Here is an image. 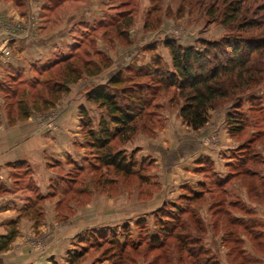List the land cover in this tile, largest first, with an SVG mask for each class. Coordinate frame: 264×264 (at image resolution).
<instances>
[{"label": "rangeland", "instance_id": "374dc122", "mask_svg": "<svg viewBox=\"0 0 264 264\" xmlns=\"http://www.w3.org/2000/svg\"><path fill=\"white\" fill-rule=\"evenodd\" d=\"M222 1L217 0L218 4ZM56 2L48 0L44 4L52 7ZM212 2L109 0V5L103 10L106 20L117 13L129 14L117 20L118 36L117 25L98 28L99 35L104 31L106 46L119 51L114 68L112 59L105 55V64L108 65L105 69L117 72L130 65L142 67L156 55L160 57L161 64L170 67L171 58L164 47L165 40L200 50L202 41L215 42L227 36L228 32L223 27L217 22H209L205 16L206 7ZM128 18L131 25L127 28L125 21ZM76 31V43L82 42L83 50L94 49L93 44L90 45L94 40L93 32L87 37L81 32V27ZM238 34L234 32L232 35ZM261 34L262 31L256 30L241 36L252 38ZM9 50L11 52L10 46ZM162 50L168 53L166 60ZM63 53L68 54L69 49ZM59 70H52L41 80H61ZM10 74H0V99L7 97L3 105L5 112L15 113L12 104L15 101L14 90L17 95L21 90L25 91L29 106L33 100L49 98L48 82L35 90L29 88L37 76L34 71L15 76L14 80L24 82L20 87L13 83ZM90 105L91 108L81 107L91 121V130L97 131L99 122L102 119L108 121V118L103 109ZM181 105L175 89L161 91L134 124L135 133L128 140L125 137L111 142V153L119 152L127 161L133 160L134 169L128 176L101 166L95 151L86 148V130L82 132L79 114L81 107L77 109L80 157L75 160L51 159V165L47 164L49 168L56 169V177L47 191L49 193L50 187L52 190L56 186L53 191L57 192L56 197L60 201L59 220L69 223L70 228L83 226L76 234L70 232L72 242L63 264H68L69 258L80 253L84 256L76 264H264V79L252 94L227 102L208 113L209 124L222 123L227 134L226 117L233 113L235 106L240 107L244 116V130L233 138L228 135L229 150L222 158L226 160L223 165L225 179L215 172L210 160L202 159L193 171L202 180L178 187L182 168L171 167L177 166L184 149L189 147L186 143L177 142L171 147L178 148L170 153L153 146L154 141L166 137L163 130L171 125L175 127L177 121H180L183 131L198 137V131H192L179 118ZM52 108L56 109V106L49 109ZM49 109H43V105L38 103L34 112L43 114ZM41 118L44 127L53 129L52 119L45 115ZM109 127L112 128L111 125ZM212 135L213 132L210 137L197 138L202 148L213 149L216 146L217 136ZM29 172L21 169L15 177L22 181L23 187L33 190L28 182ZM34 191L30 194L33 199L47 195ZM194 193L199 194L192 200ZM165 230L168 231L167 236H164Z\"/></svg>", "mask_w": 264, "mask_h": 264}, {"label": "crops", "instance_id": "0c3cea01", "mask_svg": "<svg viewBox=\"0 0 264 264\" xmlns=\"http://www.w3.org/2000/svg\"><path fill=\"white\" fill-rule=\"evenodd\" d=\"M46 1L0 0V44L8 35L15 36L9 42V58L0 57V74L3 76L32 72L35 67H40L56 54L76 44V29L81 27L80 23L97 24L103 18L104 8L109 5V0H68L58 7L45 8ZM93 36L94 50L108 55L113 68L116 67L118 49L112 50L106 46L104 31L99 35L98 29H95ZM162 51L166 60L168 53ZM114 73L116 70L109 68L94 76L82 75L77 82L69 85L70 92L61 96L55 104L56 109H49L43 114L31 110L26 119H15L11 124L3 108L4 101L0 99V237L7 235L11 228L16 230V237L8 250L0 252V264H63L72 242L70 232L76 234L83 226L70 228L69 223L59 220L58 197L44 200L43 218L38 224L29 218L18 219V216L32 198L30 194L35 193L34 189L43 196L48 194V185L56 177V169L47 165H51V159L75 160L80 157L77 109L83 105L91 108L85 102V93L90 88L106 83ZM84 87L86 89L81 90ZM44 115L52 119L53 129L42 125L41 117ZM212 132V137L217 136L216 146L213 149L202 148L197 138L210 137ZM197 133L198 137H192L182 130L180 121H177L175 127L171 125L163 130L165 138L152 143L156 148L170 153L178 148L171 147L177 142L186 143V147H189L184 149L185 153L180 156L177 166L171 167L182 168L178 187L197 184L202 180L193 172L197 162L202 159L210 160L215 172L226 178L223 168L226 160L222 159L230 146L226 129L222 123L210 125L208 121ZM24 168L30 171L28 182L33 190L23 187L22 181L15 177Z\"/></svg>", "mask_w": 264, "mask_h": 264}, {"label": "trees", "instance_id": "16d2710c", "mask_svg": "<svg viewBox=\"0 0 264 264\" xmlns=\"http://www.w3.org/2000/svg\"><path fill=\"white\" fill-rule=\"evenodd\" d=\"M55 1H57L56 5L52 7L45 5V8L58 7L68 0ZM127 14L129 13H117L110 20H106L103 15V18L93 26L80 23L81 32L89 37L95 29L106 28L104 27L106 25L107 28L117 25L116 35L118 36L117 20L124 18ZM205 16L209 18V22H217L228 32V35L215 42L202 41L200 50L194 47H182L170 39L165 40L164 47L171 58L170 67L164 63L161 64L160 57L156 55L148 65L142 67L130 65L120 69L106 83L97 85L86 93V101L103 109L108 118V121L102 119L99 122L97 131H92L86 110L83 107L79 109L82 132L86 130V148L95 151L96 159L101 166L111 168L125 176L132 174L133 160L127 161L119 152L111 153L109 146L113 140L125 137V140H128L135 133L134 124L144 115L152 100L161 91L175 89L178 98L182 101L178 112L179 118L196 132L207 124L209 111L252 94L262 84L264 79V0H223L221 4L213 0L206 7ZM130 23L131 19L128 18L125 26L128 28ZM90 26L92 28H89ZM256 30L262 31V34L252 38L241 36ZM234 32L239 34L232 35ZM83 47L82 42L76 43L68 48V54L60 52L40 67L33 69L37 76L32 80V85L28 86L32 90L42 86L41 84L46 86L48 81L43 82L41 77L57 68L61 70L62 79L55 82L50 80L49 82L52 83L48 82L47 85L49 98L33 100L31 106L25 99V91L21 90L20 95H17V91L14 90L12 94L15 101L12 104L15 106V113L12 115L10 112L7 113L10 124L15 119H26L31 110L38 109V103L43 105V109L53 107L60 96L69 92V85L77 82L82 75L94 76L108 67L105 64V55L90 48L83 50ZM20 74H10L13 83L16 82L19 87L23 86L24 82L16 81L14 78ZM1 99L4 101L7 97ZM226 122L228 135L232 138L244 130L245 120L240 107H234L233 113L227 115ZM110 125L112 128L109 127ZM53 189L56 190L55 185ZM53 189L51 190L50 187L46 197L40 195L39 198L36 196V199L28 200L20 211L18 219L29 218L37 224L42 218L41 203L46 198L56 197L57 192ZM197 194L199 193L193 194L192 200ZM167 234L168 231L165 230L164 236ZM15 237L14 228H11L7 235L0 237V252L7 251ZM155 243L157 247L160 246L158 241ZM82 254H75L72 259L69 258L68 264H76L84 256Z\"/></svg>", "mask_w": 264, "mask_h": 264}, {"label": "built area", "instance_id": "2783aa9c", "mask_svg": "<svg viewBox=\"0 0 264 264\" xmlns=\"http://www.w3.org/2000/svg\"><path fill=\"white\" fill-rule=\"evenodd\" d=\"M12 39H15V36L10 34L4 41H2V43L0 44V57L4 59L9 58V56L11 55V52L9 50V42Z\"/></svg>", "mask_w": 264, "mask_h": 264}]
</instances>
